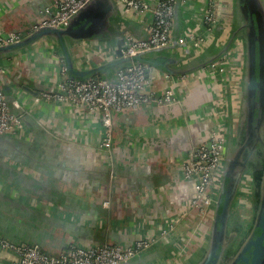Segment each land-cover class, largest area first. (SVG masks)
<instances>
[{
    "label": "crops",
    "instance_id": "1",
    "mask_svg": "<svg viewBox=\"0 0 264 264\" xmlns=\"http://www.w3.org/2000/svg\"><path fill=\"white\" fill-rule=\"evenodd\" d=\"M145 1L153 6L158 0ZM206 1L181 0L186 27L202 30ZM49 2L0 0V36L22 32L38 22L42 18L40 11ZM228 9L226 14L229 15ZM119 18L133 25L134 30L130 31L133 35L144 37L151 14L125 18L119 4L110 21L116 24ZM114 24L112 32L116 27L123 31L122 23L116 27ZM105 35L97 42L99 48L115 49L120 39L109 33ZM56 49L52 40L42 38L22 54L0 61L11 69L10 82L5 85L10 88L8 100L16 99V90H22L20 101L23 104L20 105L27 107L40 126L30 120L32 130L27 131L30 141L26 146L31 147L26 148L31 149L27 152L31 160H6L18 169L23 182L21 185L3 184L0 189L3 195L0 196V227L13 239L22 241L26 237L56 254L69 245L71 239L82 247L106 241L130 245L147 234L148 224L154 227L176 216L192 197L194 183L183 180L180 161L193 144L206 138L212 125L224 123L223 108L227 106L222 110L213 106L223 89L222 78L214 81L205 76L195 84L177 82L175 91L182 99L180 106L142 107L114 113L113 154L119 171L107 187L103 173L105 155L99 150L102 131L98 117L65 105L35 103L34 97L21 87L26 86L38 94L54 90L58 79L56 69L60 65ZM79 51L78 46L73 48L75 67L93 66L78 62ZM110 59L113 58L109 56L107 60ZM232 67L235 73L236 59ZM149 83L154 94L169 85L167 80L154 75L149 76ZM19 145L23 149L22 143ZM41 200L51 203L39 202ZM183 231L187 228L180 229ZM182 238L187 240L184 235ZM7 256L6 263L10 264L13 256Z\"/></svg>",
    "mask_w": 264,
    "mask_h": 264
},
{
    "label": "water",
    "instance_id": "2",
    "mask_svg": "<svg viewBox=\"0 0 264 264\" xmlns=\"http://www.w3.org/2000/svg\"><path fill=\"white\" fill-rule=\"evenodd\" d=\"M54 1L50 0L44 6L40 11L41 15L44 9L52 5ZM219 2L218 21L207 43L200 50L188 54L181 53L177 45L185 27L181 0H177L175 5L171 45L132 57L115 59L112 57L113 59L107 60L112 50L102 49L101 53L85 50L86 46L91 44L96 47L97 42L103 40L106 33L120 39L125 32L134 30L133 25L122 18H119L116 24L110 21V17L117 12L118 8L115 0H91L62 28L40 29L18 42L0 45V61H7L27 51L39 39L48 38L57 46L55 55L63 61L68 77L72 80L86 81L100 74L101 79L113 82L114 72L142 64L167 74L169 79H164L169 82L168 86L172 85V80H175V85L177 82L182 83L183 77L191 76L198 70L225 57L233 50V46L237 48L238 70L233 75V85L227 84L225 93L233 94L235 99L228 98L225 104L227 108L225 110L223 108L226 118L223 123L225 128L223 167L219 185L215 191V199L205 214L201 216L202 224L197 227L198 229L193 228L188 231L198 218L195 214H191L180 221L173 232L160 239L152 247L119 264H237L241 259L243 261L245 254L250 252L251 248L249 264H264V159H260L263 163L253 159L252 164L249 165L250 159L242 156V153L247 150L252 151L257 144H260L259 148H264V0H230V3L227 0H219ZM227 5H230L229 15L226 14ZM121 23L124 26L123 31H120V27L118 29L116 27ZM113 24L116 27L115 32H112ZM75 46L80 49L76 58L78 62L91 63L93 66H85L81 69L75 67L73 57ZM9 71H11L10 67ZM150 75L158 76L157 74ZM150 75L147 77L149 78ZM226 76L225 72L221 78L224 80ZM21 87L32 97L38 96V93L26 86ZM4 90L6 97L9 98L10 88L7 86ZM22 93V90L15 92L19 105L23 104L20 101ZM8 102L11 104L12 101L8 100ZM26 108L21 105L19 108L10 105L12 114L18 117L24 125L26 134L23 135H30L27 132L28 129L32 130L30 120L36 126H40ZM234 126H237L238 133L234 147H232L231 137ZM51 137L54 138V136ZM113 139L109 153L99 149L105 155L103 173L108 181L107 187L116 179L117 171H119L116 157L113 154ZM27 141L30 140L13 134L0 135V169L3 167V173L12 176L21 175L18 169L10 166L6 160L9 158L16 162L31 160V157L27 156L28 151L31 150L26 148L31 147V145L26 146ZM21 143L23 149H20L19 144ZM249 169L253 176L252 214L248 222L235 230L236 223L231 218V214L241 191L242 176ZM0 196L3 195L0 193ZM6 201L11 202L10 199ZM186 228L187 231L180 232V229ZM0 235L11 241L37 245L45 253L57 255L33 239V241L26 237L22 238V241L13 239L1 227ZM183 235L187 240L182 238ZM105 243L115 242L106 241L100 244ZM231 251L232 254H229ZM181 254L183 256L180 257ZM7 255L10 256L9 253L0 252V264H9L6 263L9 261ZM183 259L188 262L185 263V260L183 263L179 262ZM13 262L15 258L12 257L10 264Z\"/></svg>",
    "mask_w": 264,
    "mask_h": 264
},
{
    "label": "built area",
    "instance_id": "3",
    "mask_svg": "<svg viewBox=\"0 0 264 264\" xmlns=\"http://www.w3.org/2000/svg\"><path fill=\"white\" fill-rule=\"evenodd\" d=\"M91 0H55L42 12V18L33 24L28 30L17 33H8L0 36V45L12 44L31 35L32 33L47 28H62ZM123 17L136 18L145 13L151 14V21L145 28V37L140 38L127 31L120 38L119 45L111 51L110 56L115 58L132 57L158 48H166L171 45L173 33V20L177 0H158L151 6L145 0H115ZM219 0H207L202 18V30L185 27L177 41L178 50L188 54L200 50L208 41L212 30L218 21ZM86 46V51L100 52L103 48ZM104 50V49H103ZM237 57V50L209 66L198 70L195 74L181 79L189 84L197 83L201 77H208L217 81L223 73H227L225 79H221L222 92L218 100L213 101V106L223 108L227 97L234 100L233 94H225L227 82L233 85L234 68L232 62ZM238 70V67H236ZM150 74L169 79L167 74L155 70L146 65H132L120 69L112 74L113 82L104 79L90 78L86 81L72 80L68 77L67 69L60 59V65L56 69L58 76L54 90L39 93L33 98L35 103L41 101L56 105L85 110L98 117L100 121L102 139L99 149L110 151L114 135L113 114L136 111L140 108H163L168 106H180L182 99L175 91V80L172 85L165 87L158 94L151 92ZM10 71L7 65L0 63V135L13 134L20 138L26 137L23 123L15 117L10 105L19 108V101L14 99L11 104L5 95V85L10 82ZM234 92V90H233ZM227 95V96H226ZM212 115V109L209 111ZM186 114H184L185 116ZM206 133V138L192 145L191 149L180 161L181 176L185 181L194 183V193L183 206L179 214L165 220L161 225L146 227V235L134 241L130 245L105 243L100 245L82 247L70 243L57 255L45 253L37 245L24 242L11 241L0 235V252L9 253L15 258L12 264H119L135 255L152 247L160 239L174 231L180 221L191 214L201 217L211 206L215 199V191L218 188L223 167L225 128L224 124L215 123ZM27 138V137H26ZM107 205V203H105ZM151 225V226H150Z\"/></svg>",
    "mask_w": 264,
    "mask_h": 264
},
{
    "label": "flooded vegetation",
    "instance_id": "4",
    "mask_svg": "<svg viewBox=\"0 0 264 264\" xmlns=\"http://www.w3.org/2000/svg\"><path fill=\"white\" fill-rule=\"evenodd\" d=\"M227 7H230V5H228ZM229 10L230 9H228V11ZM237 133H238L237 126H234L233 127V131H232V137H231L232 140H233V143L231 144L232 147H234V142L236 140ZM27 138H29V136H27ZM259 147H260V144H257L253 148L252 151L247 150L244 153H242V156H244L245 158L250 159L249 160V165L252 164L251 161L253 159L254 160H258V162L260 161L259 163L262 162L260 159H264V148L263 147L259 148ZM237 148H239V146ZM2 168L3 167H1V169H0V189L5 186L3 184H9L10 183V184H15L16 185V184H21L23 182V179H22L21 175L14 174L12 176V175H9L7 173H3V169ZM242 180H243V182L240 185L241 191L239 193L238 200L236 201L237 203L234 204L233 213L231 214V218H233V221H235V223H236L235 226H234L235 230H238L239 228H241V226L244 223L247 222V218L245 217L244 211H242V209L248 210V211H250V214H252V206H251L252 197L251 196H253V193H252L253 176L251 174V170L250 169L243 174ZM25 185L28 187L27 184H25ZM22 186H24V183L22 184ZM42 201H44V200H41L39 202H42ZM32 202H35V199H32ZM44 203L49 204L51 202L50 201H44ZM33 206L36 207V204H33ZM70 243L77 244V242L75 240H73V239H71L68 244H70ZM88 246L89 245L84 246V247H88ZM251 251H252V248L250 249V252H247L245 254L246 257L243 258V261L241 259V261L239 263H237V264H249V259H251L250 258L251 257ZM229 254H232V251ZM181 256H183V255L181 254L180 257ZM184 260L185 259H183L182 261H179V262L183 263ZM187 262L188 261L185 260V263H187Z\"/></svg>",
    "mask_w": 264,
    "mask_h": 264
},
{
    "label": "rangeland",
    "instance_id": "5",
    "mask_svg": "<svg viewBox=\"0 0 264 264\" xmlns=\"http://www.w3.org/2000/svg\"><path fill=\"white\" fill-rule=\"evenodd\" d=\"M234 47V48H233ZM232 48H233V50L232 51H236L237 50V48L235 47V46H233ZM240 193V192H239ZM237 201V200H236ZM250 205V204H249ZM242 211H244V215H245V217L247 218V222L250 220V218H251V214H250V211H248V210H245V209H242ZM202 220H203V218H201V217H198L197 218V220L195 221V223H194V226H193V228L194 229H198L197 227H200V225L202 224ZM231 223V222H230Z\"/></svg>",
    "mask_w": 264,
    "mask_h": 264
},
{
    "label": "trees",
    "instance_id": "6",
    "mask_svg": "<svg viewBox=\"0 0 264 264\" xmlns=\"http://www.w3.org/2000/svg\"><path fill=\"white\" fill-rule=\"evenodd\" d=\"M135 32V31H134ZM136 33V32H135ZM143 36V35H142ZM140 38H144V37H140ZM92 78L94 79H101V75L100 74H97V75H94Z\"/></svg>",
    "mask_w": 264,
    "mask_h": 264
}]
</instances>
